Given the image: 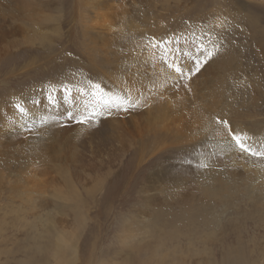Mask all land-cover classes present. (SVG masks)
<instances>
[{
    "label": "rangeland",
    "instance_id": "rangeland-1",
    "mask_svg": "<svg viewBox=\"0 0 264 264\" xmlns=\"http://www.w3.org/2000/svg\"><path fill=\"white\" fill-rule=\"evenodd\" d=\"M134 44L149 56L132 59ZM164 55L180 72L157 97L249 131L234 158L211 133L156 123L145 98ZM32 104L23 126H1ZM29 152L43 170L32 203L19 196ZM254 166L264 0H0V264H264ZM217 174L227 189L205 192Z\"/></svg>",
    "mask_w": 264,
    "mask_h": 264
},
{
    "label": "bare ground",
    "instance_id": "bare-ground-1",
    "mask_svg": "<svg viewBox=\"0 0 264 264\" xmlns=\"http://www.w3.org/2000/svg\"><path fill=\"white\" fill-rule=\"evenodd\" d=\"M95 16H99V13ZM149 51L150 50H146L143 45L134 44L128 55L132 59H145L149 56ZM178 64L180 65L177 59H172L170 56L166 55H164L163 58L158 56L156 61L150 63V67L155 68L157 75L165 77V80H159L157 84H155L156 93H148L145 98V102H147V104L152 108L153 118L161 127H165L170 130L186 126L187 128H190L192 133L195 134L199 133L204 135L206 132H208V134L211 133V135H214V139L211 141L217 146V149L220 151L221 145V149L226 151V154L230 157L234 158L237 155V151L241 152L249 143L251 137L250 134L247 133L249 131L239 125H232L234 129L230 131H228L225 127L218 126L215 128L214 123L210 119L201 116L206 115L205 110L201 106L185 109L183 103L178 98L162 97V99H159L160 97H157V94L160 92L162 93L163 88L167 86L169 81L176 84V74L180 72ZM80 101L83 102L82 98H80ZM48 103H50V101ZM10 111L13 113V118L1 125L4 129H9L12 125H18L21 127L23 126V120L26 117L37 113L33 104L31 106L24 105L13 107V110ZM182 115H186L185 117H188L189 120L182 117ZM24 159V165H22L23 187L19 192V196L21 195L32 203L36 201L35 199L39 197V194H42L43 170L37 167L36 154L29 152ZM261 171L262 170L258 166H254L250 172H247L246 180L248 181L246 182H248V184L250 183L252 188L259 190V198L264 202V171ZM227 182V178L217 174L214 184L211 187H207L205 184L203 189L205 192L212 194L216 192L214 187L218 184L220 188L226 190ZM64 247L65 242L58 245L55 241L56 254H60Z\"/></svg>",
    "mask_w": 264,
    "mask_h": 264
}]
</instances>
